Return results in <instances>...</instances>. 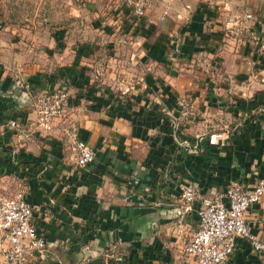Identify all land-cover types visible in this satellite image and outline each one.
<instances>
[{"label": "crops", "instance_id": "crops-1", "mask_svg": "<svg viewBox=\"0 0 264 264\" xmlns=\"http://www.w3.org/2000/svg\"><path fill=\"white\" fill-rule=\"evenodd\" d=\"M124 1L67 0L66 26L31 44L0 34V193L25 188L48 241L28 264H195L196 211L187 236L175 225L180 184L207 198L264 177V0H153L136 25ZM62 87L66 110L37 131L35 98ZM181 99L192 118L176 127ZM73 134L96 150L86 167ZM247 223L264 239V199ZM230 264L264 254L241 242Z\"/></svg>", "mask_w": 264, "mask_h": 264}, {"label": "built area", "instance_id": "built-area-1", "mask_svg": "<svg viewBox=\"0 0 264 264\" xmlns=\"http://www.w3.org/2000/svg\"><path fill=\"white\" fill-rule=\"evenodd\" d=\"M153 0H125L130 15L136 25L147 16ZM258 41L264 39L253 33ZM70 92L62 87L35 98L33 109L36 114L35 129L49 132L54 122L66 110ZM180 112L173 117L176 127L192 118V109L185 99L179 100ZM1 125V121H0ZM12 127H18L17 120H11ZM218 132L209 135V144L220 142ZM74 160L80 167H86L96 158V150L76 134L72 136ZM25 188L13 196L0 193V261L4 264H28L31 258H44L48 241L38 228L37 209L27 201ZM181 206L176 211V227L181 236H187L185 219L187 214L196 211L198 228L189 235L184 246L187 262L195 264H230L241 242H246L257 254H264V239L253 235L247 223L249 210L264 199V177L260 178L252 190L236 182L225 189L203 198L194 185L180 184ZM199 201V206L195 207Z\"/></svg>", "mask_w": 264, "mask_h": 264}, {"label": "rangeland", "instance_id": "rangeland-1", "mask_svg": "<svg viewBox=\"0 0 264 264\" xmlns=\"http://www.w3.org/2000/svg\"><path fill=\"white\" fill-rule=\"evenodd\" d=\"M53 1L55 0H0V34H12L14 42L25 41L31 44L35 42L33 34H42V27L52 30L62 25L66 26L67 0H59L61 7L53 5ZM43 15L56 16V19H61L60 22L63 23L52 22L49 19L45 21L47 24L41 26L39 22ZM25 46L27 45L23 44L22 48Z\"/></svg>", "mask_w": 264, "mask_h": 264}, {"label": "water", "instance_id": "water-1", "mask_svg": "<svg viewBox=\"0 0 264 264\" xmlns=\"http://www.w3.org/2000/svg\"><path fill=\"white\" fill-rule=\"evenodd\" d=\"M176 212V211H175Z\"/></svg>", "mask_w": 264, "mask_h": 264}]
</instances>
